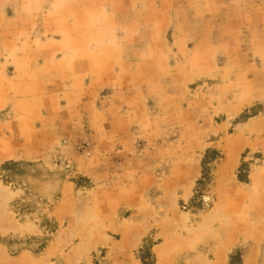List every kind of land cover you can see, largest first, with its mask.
Here are the masks:
<instances>
[{
  "label": "rangeland",
  "instance_id": "1",
  "mask_svg": "<svg viewBox=\"0 0 264 264\" xmlns=\"http://www.w3.org/2000/svg\"><path fill=\"white\" fill-rule=\"evenodd\" d=\"M241 10L264 0H0V264H264Z\"/></svg>",
  "mask_w": 264,
  "mask_h": 264
},
{
  "label": "crops",
  "instance_id": "2",
  "mask_svg": "<svg viewBox=\"0 0 264 264\" xmlns=\"http://www.w3.org/2000/svg\"><path fill=\"white\" fill-rule=\"evenodd\" d=\"M232 9V8H231ZM229 11L230 8H229ZM232 12L235 13L236 11H234L232 9ZM237 15H231L230 19H236V20H246V19H249V18H252V19H258V20H262L264 19V15H261V12L260 11H249V10H241L240 12L238 11L236 13ZM157 264H159V259L157 258Z\"/></svg>",
  "mask_w": 264,
  "mask_h": 264
},
{
  "label": "trees",
  "instance_id": "3",
  "mask_svg": "<svg viewBox=\"0 0 264 264\" xmlns=\"http://www.w3.org/2000/svg\"><path fill=\"white\" fill-rule=\"evenodd\" d=\"M217 157H219V155H218L217 152H215V151L207 152V155L205 156V159H204L205 162L203 163V180H201V182L199 183V185L204 186L208 182L209 175L207 174V171H208V169H207V163H208L209 159L212 160L213 158L215 159ZM8 165L10 166L12 164H5L3 167L6 168ZM151 264H153V263H151Z\"/></svg>",
  "mask_w": 264,
  "mask_h": 264
}]
</instances>
